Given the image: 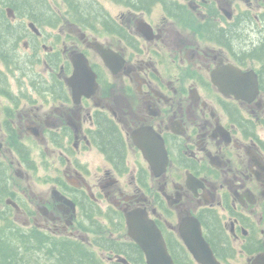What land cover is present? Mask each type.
Returning a JSON list of instances; mask_svg holds the SVG:
<instances>
[{
	"label": "flooded vegetation",
	"instance_id": "obj_1",
	"mask_svg": "<svg viewBox=\"0 0 264 264\" xmlns=\"http://www.w3.org/2000/svg\"><path fill=\"white\" fill-rule=\"evenodd\" d=\"M61 1L43 25L0 4L22 39L0 55V237L32 230V264L65 241L150 264L146 216L173 264H264V0Z\"/></svg>",
	"mask_w": 264,
	"mask_h": 264
},
{
	"label": "trees",
	"instance_id": "obj_2",
	"mask_svg": "<svg viewBox=\"0 0 264 264\" xmlns=\"http://www.w3.org/2000/svg\"><path fill=\"white\" fill-rule=\"evenodd\" d=\"M2 9L5 6L14 7L17 10H38L37 23L43 25L47 22L43 9L46 10L45 0H0ZM20 29L9 24L0 9V55L6 59L14 58L19 54L21 36ZM107 137L116 144L115 135L109 132ZM118 146V143H117ZM34 232L32 230L10 229L0 237V264H32L34 260ZM79 242V241H78ZM65 241L61 248L54 246L59 264H101L95 261L96 256L86 252L87 246L81 242ZM40 245L48 252L47 242L40 239Z\"/></svg>",
	"mask_w": 264,
	"mask_h": 264
},
{
	"label": "water",
	"instance_id": "obj_3",
	"mask_svg": "<svg viewBox=\"0 0 264 264\" xmlns=\"http://www.w3.org/2000/svg\"><path fill=\"white\" fill-rule=\"evenodd\" d=\"M78 59L80 57L78 56ZM79 61V60H77ZM75 74L71 78L73 81L72 85L76 91H80L79 83L81 80L82 68L87 67V65L76 62ZM90 81L88 80L87 85ZM142 219V216H140ZM130 223V235L133 239L145 250L148 254V261L150 264H171L172 260L167 254L166 247L161 242V234L146 216L140 220L135 219L133 216H129ZM173 264V263H172Z\"/></svg>",
	"mask_w": 264,
	"mask_h": 264
},
{
	"label": "rangeland",
	"instance_id": "obj_4",
	"mask_svg": "<svg viewBox=\"0 0 264 264\" xmlns=\"http://www.w3.org/2000/svg\"><path fill=\"white\" fill-rule=\"evenodd\" d=\"M59 4L61 5V8L63 9V11H66V10H69V8L67 7V6H65L64 4H63V2L61 1V0H59ZM72 19H74V17H71ZM29 49L28 47H27V45L26 44H24V46L22 47V52H25L24 50L25 49ZM0 64H1V62H0ZM9 79H10V82L12 83V87H13V89H14V91L15 92H19V85H18V83H17V81H16V79H14V78H11V77H9ZM7 102L5 101V100H3V104H6ZM41 179V178H40Z\"/></svg>",
	"mask_w": 264,
	"mask_h": 264
}]
</instances>
